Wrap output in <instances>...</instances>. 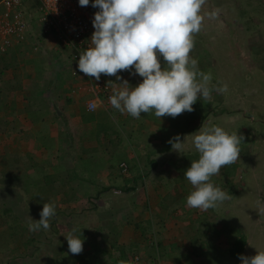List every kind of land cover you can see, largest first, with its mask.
Masks as SVG:
<instances>
[{
	"label": "rangeland",
	"instance_id": "rangeland-1",
	"mask_svg": "<svg viewBox=\"0 0 264 264\" xmlns=\"http://www.w3.org/2000/svg\"><path fill=\"white\" fill-rule=\"evenodd\" d=\"M92 3L93 0L90 5ZM217 9V17L210 18L208 13ZM200 14L204 19L200 32L193 34L194 48L190 57H196L199 69L207 67V73L212 75L210 87L213 91L209 100L200 97L194 104L199 113L207 112L203 119L191 121L189 127L196 129L182 135L183 147L179 152L172 147L169 151H159L177 134L179 127L172 125L171 116L156 117L155 110L142 112L139 119L117 110L120 112L119 133L123 131L125 135L131 128L140 131L138 143H130L125 136L119 137L124 150L114 148V143L110 145L99 140L96 144L94 140H87L84 132L72 136L73 126L64 122L63 117L55 122L54 111H50V117L43 116L42 136L33 138L38 125L33 123V111L27 113L26 110L33 109V83L39 80L37 74H42V80L50 77L47 80L53 83L46 80L50 88L45 94H53L49 99L47 95L43 97L49 104L53 103L60 114L66 115V105L73 107L71 100L78 95L70 90L72 67L67 64L68 58L54 49L53 42L43 44L40 41L42 48L26 44L15 51L10 50L6 57L2 56L0 264H51L58 257L57 243L66 240L73 224L83 228L84 236L91 241L86 245L92 247L78 255L70 253L67 247L66 252L72 254L71 264L86 257L84 253L90 248L107 250L113 238L111 235L118 228L120 233L116 243L124 252L131 245L124 255L131 264H242L240 259L228 255L230 243L242 235L245 238L242 255L251 257L257 251H264V0H206ZM35 31L40 35L39 27ZM63 51V54L69 52ZM133 73L130 74L138 75ZM125 75L128 74L119 75L121 80L103 75L100 80L110 79L116 88H122L123 78L127 79ZM225 84L226 92L215 90ZM108 105L111 104L104 103L103 107L111 110L112 105ZM123 114H126L125 118H122ZM202 126H219L229 134L235 131L244 137L239 145V159L223 166L218 175L211 177L214 186L228 193L231 199L217 202L215 208L208 210L187 206V196L193 186L183 176L191 162L198 160L193 155L197 154L199 158L193 133ZM53 128L58 129L57 138L49 136ZM62 132L67 133V138ZM82 147L87 148L79 150ZM57 148L59 153H55ZM125 154L136 159H127L128 168L133 163L126 179L119 177L116 169L110 171V177L104 174L106 164H116L118 158L120 164V158ZM66 169H70L67 172L76 178L70 183L81 201L75 204L58 202L63 196L61 180L67 176ZM52 170L59 171L61 176L48 188L43 175ZM77 175L82 177L81 182L77 181ZM102 175L107 183L100 181ZM92 182L99 184L94 187ZM39 185L46 188L43 194L38 192L43 190ZM127 187V192L118 190ZM46 202L53 203L58 211L50 220V228L30 231L29 216L38 221ZM14 216L17 219L14 231L20 227L22 234L12 240L9 220ZM129 218L134 221L130 222ZM144 220H150V227L142 234L137 223ZM190 222L199 223L202 228ZM208 227L207 234H201L206 230L203 228ZM193 231L194 245L198 247L188 248L185 241ZM153 242L166 248L162 257L155 252L152 258L144 251ZM199 243L207 246L201 249ZM175 246H180V250L175 251Z\"/></svg>",
	"mask_w": 264,
	"mask_h": 264
},
{
	"label": "clouds",
	"instance_id": "clouds-1",
	"mask_svg": "<svg viewBox=\"0 0 264 264\" xmlns=\"http://www.w3.org/2000/svg\"><path fill=\"white\" fill-rule=\"evenodd\" d=\"M205 2L93 0L91 6L99 11L92 21L95 29L90 39L92 46L79 55V71L94 77L96 81L100 80L101 74L121 80L118 72L134 68L133 74L142 77V82L129 88L128 81L123 80V87L109 97L115 109L133 118L139 119L142 112L152 110H155L158 118H175L185 111H194L193 105L199 97L209 100L213 91V87H210L211 73L200 71L198 60L190 57L194 48L193 34L200 32L204 19L200 12ZM79 5L88 6L89 0H79ZM218 13L217 9L208 15L216 18ZM158 53L165 62L163 67ZM215 90L226 92L227 85L215 87ZM193 134V144L199 158L193 160L184 172V177L193 186L186 203L190 208L208 210L215 208L217 202L231 199L228 193L214 186L211 177L218 175L223 166L239 159V145L244 137L235 131L229 134L219 126H202ZM168 143L177 152L183 147L179 135ZM55 215V205L44 203L38 221L29 216V230H48L50 220ZM76 231L74 228L65 236L69 252L73 255L83 251V239L74 235ZM239 259L242 264H264V251H257L251 257L241 255ZM119 264L129 262L121 260Z\"/></svg>",
	"mask_w": 264,
	"mask_h": 264
},
{
	"label": "trees",
	"instance_id": "trees-1",
	"mask_svg": "<svg viewBox=\"0 0 264 264\" xmlns=\"http://www.w3.org/2000/svg\"><path fill=\"white\" fill-rule=\"evenodd\" d=\"M36 6V4H35ZM92 8V7H91ZM93 12H97L99 10H96V9H92ZM26 43L23 42L21 43L20 45H16V48H21V47H25ZM19 51V50H17ZM159 54V53H158ZM192 58H196L195 56L192 57ZM202 58V57H200ZM159 59L161 61V64H162V67L164 66V60H163V57L162 56H159ZM207 67H204V68H201L199 69L200 71L204 72V73H207L206 69ZM72 71V70H71ZM131 72L134 71V69L130 70ZM129 70L127 71H120L117 73V75H120L122 76V74H128V75H125V77L127 76V79L126 78H123V80H127L128 83H129V88L130 87H135L137 86L140 82H142V77H140L139 75H136V76H132V74H130ZM104 75V74H103ZM102 76V74H101ZM124 77V75H123ZM111 78V76L109 77ZM95 79V78H94ZM199 79V77H198ZM110 84H114V81H111L110 79H107ZM122 80V81H123ZM111 81V82H110ZM51 82V81H50ZM121 89V87H120ZM119 89V86H118V90ZM116 90L115 88V91H118ZM202 97V96H200ZM199 97V98H200ZM40 102V101H39ZM85 105V104H84ZM109 106V105H108ZM85 107V106H84ZM193 108H194V112H183L182 114H180L179 116L173 118L171 117L170 120L173 121L172 125L173 126H176V128L178 129V132L177 134H175L173 136V138L177 135L180 136V140L182 138V135L186 132H193L196 127H189L191 121L195 118H199V120L203 119L206 112L204 113H199V111H196L195 110V106L193 105ZM55 107L52 106L51 107V110H53L55 112V115H54V118H58L60 116H58L56 114V111H55ZM33 109H28L26 110L27 113H30L32 112ZM80 117L83 119V120H86V121H89L90 123H94V125H96V128H94V133L97 137V135L99 136V140L103 141V142H109L108 144L112 145L113 143H115L114 139H118L117 142L115 143V147L120 149V150H124V145H122V141L119 140V137H122V136H125L126 140L129 141L130 143H138L141 141V139H139L137 133L139 131V129H130L128 130V132L124 135L123 134V131H119L117 130V127L119 126V117L120 116V113L118 111H115L113 108L109 111L107 110H100L99 112L98 111H91V112H87L84 108L80 109ZM52 112V111H51ZM46 115V112H44L43 110L40 111V115H36V117H33V123H36L38 125V129L34 132V136L33 138L35 137H40L42 136V131H41V123L44 122L43 120V116ZM118 117V119H117ZM112 122L111 123H109ZM100 122L103 123V125L100 124ZM40 128V129H39ZM103 133V134H102ZM114 135H119L118 138H110V136H114ZM162 136V135H161ZM171 138V139H173ZM170 140V139H169ZM166 142L165 146L163 148H161L159 151H169L172 147V145L170 143H168V141ZM48 149V147H46ZM193 157L197 158V154H194ZM54 158V157H53ZM187 158H190V156H188ZM127 159L129 160H134L136 161L135 157H132L131 155H127L125 154L124 157H122V159L120 158V163L123 162L125 164V169H122L120 168V164H119V158L117 159L116 161V164H114L113 162L108 164V168H106L105 170L109 173H105L108 177L109 174H110V171H112L113 169L117 171V175L119 177H122L123 179H126L129 175V172L131 170V166H132V163L131 162V166L129 165V168L128 166H126L128 164L127 162ZM187 161H190V160H187ZM154 163V162H153ZM152 163V164H153ZM34 166V164H33ZM34 169V168H33ZM71 171L70 169H66V173H67V176H65V178H63L62 181V187H63V196L59 199L58 202H61V203H78L79 201H81L79 198H80V195L77 193V191L75 190V188L73 186H71V183L74 179V177H71L70 176V173H68L67 171ZM60 176L61 174L59 173V171H56V170H52L51 173H48V174H44L43 175V179L45 181V185L50 188L51 186H54V183L56 181H58L60 179ZM184 176V175H183ZM77 177L79 178V180L77 179V181H80L83 180L82 177H80L79 175H77ZM102 177V176H101ZM100 177V178H101ZM73 178V179H72ZM105 178V177H104ZM58 179V180H57ZM186 179V178H185ZM40 181H37V183H39ZM58 183V182H57ZM135 183V182H134ZM92 185L94 187L98 186L97 183H93L92 182ZM39 186H42L43 187V190L42 191H38L40 194H43L45 192V187L43 185H39ZM53 189V188H51ZM58 211H56V214H57ZM76 213V212H75ZM129 221L130 222H133L134 220H130L129 218ZM9 227L12 228V232L11 234L9 233V235L12 237V240L16 237V236H21L22 232L19 230L20 227H18L19 229H15L14 231V228H15V224L17 223V219L16 217L14 216V218H11L9 220ZM72 223H73V219H72ZM192 223L194 226L198 227V228H202V225H200L199 223L198 224H194L193 222H190ZM138 227L141 231L142 234L146 233V231L148 230V226L150 227V220H144L142 222H139L138 221ZM191 224V225H192ZM72 228L74 229H77V231L74 233V235L78 236L80 239H83V251L84 252L85 250H88L86 248H88L89 246L92 247V245H86V244H91V241H88L86 236H84V231H83V228L80 227V226H75V224L72 225ZM106 229L105 230H110L111 234L113 233L112 232V229H108V227H105ZM111 228V227H109ZM203 229H206L205 231H203L201 234H204V232H208L209 230V227L208 228H203ZM119 233H120V228H118L117 232L116 233H113V238L111 237L110 241H109V247L107 250H98V249H91L87 252L84 253V258H82L77 264H119V262L121 260L123 261H126L125 258H124V255H126L128 252H129V249L131 248V245L130 246H127L128 248L125 250L126 254L124 251H121L119 249V244H117V238L119 236ZM195 235V232L193 231V234L189 236L188 240L185 241V245L188 247V248H192L193 246L196 248L197 245H194V240H195V237L196 236H193ZM206 239V238H204ZM94 240L96 241V239L94 238ZM244 243H245V238L244 236H239V237H236L234 238L233 242L230 243L229 245V248H228V255L232 258H235V259H239V257L242 255L243 253V250H244ZM199 245H202L201 246V249L207 245H204L203 243H199ZM137 246V245H134V247ZM67 247H68V243H67V240H65L64 242H58L57 245H56V253L58 254L57 258H54L52 261H51V264H71L70 261L72 260V254H69L67 251ZM130 247V248H129ZM198 247V246H197ZM174 250H180V246H175L173 247ZM163 249H166L164 248L162 245H160V243H151V245H147L146 248H144V251L152 256V258L155 256V252L157 253L158 256H161V253L163 254ZM120 250V251H119ZM156 250V251H155ZM35 251H36V247H35ZM173 254V253H172ZM60 256V257H59ZM162 257V256H161ZM150 260V258H149ZM136 261V260H134ZM69 262V263H68ZM127 262V261H126ZM41 263V262H40ZM150 263V262H149ZM48 264V263H46ZM129 264H131V262H129Z\"/></svg>",
	"mask_w": 264,
	"mask_h": 264
},
{
	"label": "built area",
	"instance_id": "built-area-1",
	"mask_svg": "<svg viewBox=\"0 0 264 264\" xmlns=\"http://www.w3.org/2000/svg\"><path fill=\"white\" fill-rule=\"evenodd\" d=\"M36 4V6H35ZM94 14L89 0L88 6H80L79 0H0V55L6 54L14 44L29 42L37 47L40 41L52 36L74 73H81L78 60L81 52L91 47L94 32ZM40 28V35L36 34ZM92 97L85 102L87 111L110 103L115 92L114 85L107 81L87 79ZM123 169L125 165L120 164Z\"/></svg>",
	"mask_w": 264,
	"mask_h": 264
},
{
	"label": "crops",
	"instance_id": "crops-1",
	"mask_svg": "<svg viewBox=\"0 0 264 264\" xmlns=\"http://www.w3.org/2000/svg\"><path fill=\"white\" fill-rule=\"evenodd\" d=\"M50 42H53L51 45L54 47L55 50H57L60 54L61 53L63 54L64 51L61 50V48L60 49H59V47L58 48H55V45L58 46V44L55 42V40H54V38L52 36H47L42 41L43 44H47V43L49 44ZM20 44L21 43H19V45ZM26 44H28L30 46L32 45L29 42H26ZM39 47L42 48V44H40ZM15 48H16V45L14 44L10 48V50L15 51ZM6 56L7 55H5L4 57H6ZM1 58H2V56L0 57V59ZM37 70L41 72V70L39 68ZM70 70H73V69H70ZM41 73H43V72H41ZM43 74H45V73H43ZM37 75L39 76V80L36 79L35 82L33 83V117H36V115H40V111L41 110H43L44 112H46V115L50 117V115H49L50 114V111H53V110H51V107L54 106V105H53V103L49 104L47 101L49 99V95L50 94H53V93L50 92L49 94L48 93L45 94L46 92H49L50 85L46 83V80L47 79H50V77H48L46 80H42V78H41V75L42 74H37ZM88 77L89 76L85 75L82 72L76 74V73H74V71H72V73L69 76V79L72 81V86H71V88L68 86L66 88V90L68 91V89L70 88L71 92H73L74 95L78 94L80 96L77 95L76 97L72 98V100H71V106H73V107H70L69 105H66V111H67V114L66 115H64L63 113L60 114V110H55L56 111V114L58 116H60L58 118H55V122L57 120H60L63 117L62 120L64 122L66 121V122H68L69 125H72L73 126L74 131H72V130L71 131L74 134H71L72 136H74L75 134L83 135V132H84L86 134L85 138L87 140L88 139L94 140L96 142V144H98L99 143V136L97 135V137H96V135L94 133V128H96V125H94V123L93 124L90 123L89 121L83 120L80 117V111H79L82 108H84L86 110V108L83 107V105H82V101L83 100L81 101V99H85L83 101V104H85L86 100L92 97V94H91V92H89L88 87H87V84H88L87 83L88 82L87 79H88ZM102 77L104 78L103 75H102ZM90 79H94V77H90ZM47 81L50 82L51 80H47ZM51 83H53V82L51 81ZM115 88L116 87L114 86V89ZM119 89H120V87H119ZM116 90H118V86H117ZM44 95H47V98H48L47 101H46V98L43 97ZM43 102H47V103L44 104ZM106 108H107L106 106H105V108L103 106H99L96 111L99 112L102 109L109 111ZM111 108H113L115 111H117V109H115L113 106ZM87 112H89V111H87ZM125 115L123 117L122 116L121 117L122 118H125L126 117ZM65 116H66V119H65ZM53 129H55V130H53ZM53 129L52 130L50 129L49 136H51L52 138H57L58 129L57 128H53ZM63 130H64V128H63ZM89 131H92V134H90ZM62 133H64L65 136H66V138H67V133H65V132H62ZM113 137L114 138H118V135L110 136V138H113ZM87 140H84V141H87ZM114 141H115V143L117 142V140H115V139H114ZM115 143H114V145H115ZM87 147H82V149H79V150H81V151L83 149L85 150ZM90 148L91 147H89L88 149L90 150ZM114 148H116V147H114ZM57 150H58V148H57ZM59 152H60V150L56 151L55 153H59ZM83 160L85 161V159H83ZM106 168H108V164H106L103 167V169H106ZM104 180H105L106 183L108 182L107 179L104 178V175H102V177L100 178V181H104ZM100 181H98V182H100ZM93 183L95 184V182H93ZM98 184L99 183H97V185Z\"/></svg>",
	"mask_w": 264,
	"mask_h": 264
},
{
	"label": "water",
	"instance_id": "water-1",
	"mask_svg": "<svg viewBox=\"0 0 264 264\" xmlns=\"http://www.w3.org/2000/svg\"><path fill=\"white\" fill-rule=\"evenodd\" d=\"M130 188H134V187H130ZM129 190V187H127L126 189H119L120 192H127Z\"/></svg>",
	"mask_w": 264,
	"mask_h": 264
}]
</instances>
